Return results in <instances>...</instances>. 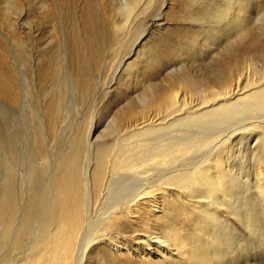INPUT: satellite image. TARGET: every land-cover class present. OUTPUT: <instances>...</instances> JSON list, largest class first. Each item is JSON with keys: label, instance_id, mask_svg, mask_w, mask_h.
I'll return each instance as SVG.
<instances>
[{"label": "bare ground", "instance_id": "bare-ground-1", "mask_svg": "<svg viewBox=\"0 0 264 264\" xmlns=\"http://www.w3.org/2000/svg\"><path fill=\"white\" fill-rule=\"evenodd\" d=\"M250 13L237 21L236 36L247 19L258 20V10ZM72 58L69 64L76 71ZM52 65L49 57L38 61L36 93L27 83L19 103L13 82L0 75V101L26 109L20 135L0 118V264H87L99 252L104 263L107 256L111 264H132L119 254L130 251L114 239L126 229L137 244L133 252L139 264L175 256L181 264H234L233 221L247 229L258 212L249 196L239 202L234 190L231 154L243 143L256 165L254 180L264 210V71L242 89L226 86L189 100L176 98L163 104L155 119L133 124L117 118L110 144L92 131L90 121L52 144L49 136L56 140L63 113L60 83L51 84L59 71ZM83 69L80 65L75 77L68 75L70 89L86 82ZM86 91L88 84L81 87L80 100ZM189 225L197 228L194 237L182 234ZM241 254V262L250 264L248 254Z\"/></svg>", "mask_w": 264, "mask_h": 264}, {"label": "rangeland", "instance_id": "rangeland-1", "mask_svg": "<svg viewBox=\"0 0 264 264\" xmlns=\"http://www.w3.org/2000/svg\"><path fill=\"white\" fill-rule=\"evenodd\" d=\"M240 1L0 0V75L13 82L19 103L27 83L32 94L36 93L34 75L38 61L51 58L53 69L59 71L56 83L51 84L60 83L63 113L56 140L49 136L50 143H56L60 135H67L75 127L83 130L90 121L92 131L98 130L100 136L104 135V142L110 144L109 133L117 118L142 123L158 118L163 104L183 95L189 100L211 89L230 86L238 90L245 87L246 80L258 79L264 71V0H242L244 8L239 11L236 5ZM256 10L260 14L258 20L247 19L243 33L236 36L238 22ZM191 11L201 17L195 19ZM209 42L217 46L212 47ZM70 57L76 71L70 67ZM157 63L160 66L154 68ZM80 65L84 68L81 80L86 82L77 90L74 83L70 89L68 75L75 77ZM85 84L88 96L80 100L78 94ZM25 113L26 109L23 111L19 105L0 101L1 122L3 126L11 124L13 134L25 131ZM245 144L235 147L231 154L234 190L239 202L249 196L253 206L256 203L254 212L257 209L259 214L264 210L254 180L256 165L245 152ZM253 144L250 140L249 146ZM256 213L247 229L233 221L237 232L229 240L234 264H243L241 253L248 254L250 264H264V221L263 215ZM156 229L160 231L158 225ZM183 230L182 234L194 237L197 228L189 225ZM132 235L126 229L121 238L114 239L120 248L130 251L119 254L129 256L132 264H139L141 259L133 252L137 244ZM7 248L4 246L2 251ZM102 258L101 252L91 254L87 264L113 263L110 257L104 259L107 263ZM153 259V264H181L177 256L166 261Z\"/></svg>", "mask_w": 264, "mask_h": 264}]
</instances>
